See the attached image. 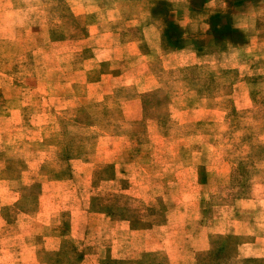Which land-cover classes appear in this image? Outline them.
<instances>
[{
    "label": "rangeland",
    "instance_id": "1",
    "mask_svg": "<svg viewBox=\"0 0 264 264\" xmlns=\"http://www.w3.org/2000/svg\"><path fill=\"white\" fill-rule=\"evenodd\" d=\"M0 264H264V0H0Z\"/></svg>",
    "mask_w": 264,
    "mask_h": 264
}]
</instances>
